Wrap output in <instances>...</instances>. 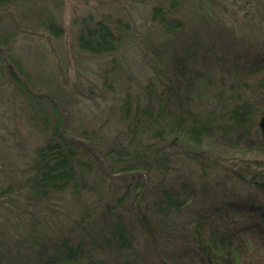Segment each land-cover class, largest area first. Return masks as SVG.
Returning a JSON list of instances; mask_svg holds the SVG:
<instances>
[{
  "label": "trees",
  "instance_id": "16d2710c",
  "mask_svg": "<svg viewBox=\"0 0 264 264\" xmlns=\"http://www.w3.org/2000/svg\"><path fill=\"white\" fill-rule=\"evenodd\" d=\"M184 1L156 4L153 18L169 32L181 30L174 14ZM195 1L201 0H191L190 7L199 32L181 41L179 56L169 52L166 78L146 86L144 98L126 95L119 106L122 128L100 142L96 128L73 130L68 108L54 91L33 87L16 54L12 44L23 29L16 17L29 0H0V14L16 28V34L0 28V80L23 95L25 113L46 132L22 170L19 202L9 209H39L47 219L55 216L54 229L63 231L58 221L71 214L56 205L60 196L79 197L95 185L98 197L97 204L77 212L61 240L42 245L33 227L32 239L0 264H264V141L258 125L264 113V43H257L255 55L248 48L264 38V24L254 38L239 32L240 21L214 30L210 22L201 24ZM253 2L252 17L242 23L264 22V0L246 4ZM44 25L50 35L64 33L53 16ZM120 30L118 21L83 17L78 46L113 53ZM105 185L117 191L112 200L104 195ZM4 250L0 245V254ZM23 251L38 255L29 252L33 257L26 258Z\"/></svg>",
  "mask_w": 264,
  "mask_h": 264
},
{
  "label": "rangeland",
  "instance_id": "374dc122",
  "mask_svg": "<svg viewBox=\"0 0 264 264\" xmlns=\"http://www.w3.org/2000/svg\"><path fill=\"white\" fill-rule=\"evenodd\" d=\"M247 1L217 0L222 4L218 8L210 0L195 1L193 5L204 17L201 24L210 22L217 30L219 23L226 25L240 21L237 23L239 32L247 30L254 38L257 26L264 22L257 18L249 24L242 23L246 17L250 19L256 9L254 2L252 5L246 4ZM167 3V0H29L16 17L18 26L23 29L16 34L14 21L5 15L3 18L2 14L0 28L16 34L12 45L25 68L31 72L33 87L54 91L60 104L72 115L73 130L80 132L81 129L90 131L96 128L100 142H104L122 128L119 106L126 95L136 101L144 98L146 86L166 78L164 75H167L174 52L179 56L181 41L186 40L192 31L199 32L193 30L200 28L197 24L192 25L191 0H185L174 14L183 24L182 29L175 33L164 29L153 18L152 9L156 4ZM249 10L251 14H246ZM49 16L63 26L64 33L60 37L50 35L46 29L44 22ZM83 17L105 18L121 24L124 30H120L121 37L113 53L95 54L78 46L77 32ZM257 43H264V38L249 43L253 55L259 53ZM214 71L213 74L218 72L217 69ZM23 101V95L10 81L0 80V245L5 249L0 254V262L3 263L18 254L22 244L31 238L33 227L34 231L39 229L40 233H32L39 243L52 244L62 239L66 233L64 229L73 228L74 218L79 217L83 209L98 203L97 194L92 190L95 185L83 190L79 197L71 192L60 196L56 205L71 214L58 221L64 226L63 231L54 229L57 226L55 216L47 219L44 212L38 213L39 209L35 212L31 207L29 211L27 205V211L21 205L16 212L9 209L19 202L16 189L22 188V170L32 160L36 146L44 140L46 133L43 124L35 123L25 113L24 109H27ZM46 103L42 101V107L47 106L44 109L49 113L50 107ZM5 190L7 193L3 194ZM104 190L107 199L116 197L113 186L105 185ZM37 248L33 246L31 249L36 253ZM29 252L23 251L26 258L35 254Z\"/></svg>",
  "mask_w": 264,
  "mask_h": 264
},
{
  "label": "water",
  "instance_id": "95a60500",
  "mask_svg": "<svg viewBox=\"0 0 264 264\" xmlns=\"http://www.w3.org/2000/svg\"><path fill=\"white\" fill-rule=\"evenodd\" d=\"M258 125H259V128L261 130L262 139L264 141V113L260 116V118L258 120Z\"/></svg>",
  "mask_w": 264,
  "mask_h": 264
}]
</instances>
